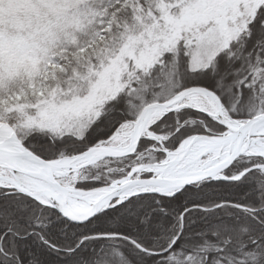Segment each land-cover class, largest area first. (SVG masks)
<instances>
[{
  "label": "snow or ice",
  "instance_id": "1",
  "mask_svg": "<svg viewBox=\"0 0 264 264\" xmlns=\"http://www.w3.org/2000/svg\"><path fill=\"white\" fill-rule=\"evenodd\" d=\"M0 264H264V0H0Z\"/></svg>",
  "mask_w": 264,
  "mask_h": 264
}]
</instances>
